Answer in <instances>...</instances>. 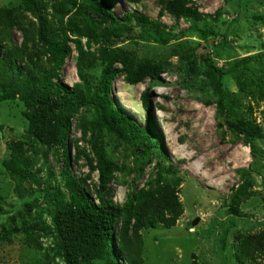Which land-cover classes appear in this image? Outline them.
<instances>
[{"label": "rangeland", "instance_id": "rangeland-1", "mask_svg": "<svg viewBox=\"0 0 264 264\" xmlns=\"http://www.w3.org/2000/svg\"><path fill=\"white\" fill-rule=\"evenodd\" d=\"M30 1L37 13L26 10L25 0H0V96L15 95L0 101V264H66L52 232L58 192L69 201L62 151L33 135L22 95L31 82L48 78L71 91L85 78L93 90L109 60L118 57L131 69L160 68L157 79L131 85L117 62L114 68L124 72L110 95L139 127L153 126L168 158L161 166L171 165L176 174H165L155 155L145 157L138 140L97 133L94 111L85 106L71 121V174L85 181L97 204L99 173L93 169L101 147L115 167L108 199L116 207L157 181L180 179L183 214L171 228L139 233L142 264H238L240 237L264 230V0H102L118 18L113 27L93 24L67 0ZM169 3L200 17L177 16L167 10ZM132 13L147 18L149 35L125 19ZM55 42L70 51L58 72L48 53ZM206 60L225 74L226 111L218 108ZM239 119L256 131L249 145L229 128ZM114 257L124 264L115 245Z\"/></svg>", "mask_w": 264, "mask_h": 264}, {"label": "trees", "instance_id": "trees-1", "mask_svg": "<svg viewBox=\"0 0 264 264\" xmlns=\"http://www.w3.org/2000/svg\"><path fill=\"white\" fill-rule=\"evenodd\" d=\"M67 3L76 9L77 13L88 18L93 24L103 23L112 27L118 23V18L107 8L102 0H67ZM27 11L38 12L34 3L25 0ZM169 12L185 17H200L191 10L180 11L175 3L166 5ZM125 19H132L149 35L150 25L147 18L137 13L126 14ZM199 32V31H198ZM120 32H117L119 34ZM148 37V36H147ZM227 35L221 37L219 45H225ZM163 40L162 44H167ZM48 53L55 62L57 72L64 60L69 56V48L65 42L49 43ZM2 59H0V64ZM120 60V61H119ZM117 62H121L126 68L127 82L131 85L142 83L146 77L155 80L160 73L159 67H143L131 69V65L118 58L110 59L106 64L98 84L92 90L91 82L83 78L82 85H76L74 90H69L57 83L52 85V78L39 83L31 82V89L22 95L23 102L31 113L28 116L29 126L33 135L44 145L61 149V158L64 170L68 177L69 201H65V194L58 192V207L52 218L53 230L57 240L56 251L61 255L66 264H90L93 261H105L104 264H117L114 257V245L120 250L124 264H142V243L140 232L154 229L158 225L171 228L183 214V205L178 198L177 188L180 179H173L170 183L156 182V187L141 190L135 196L128 199L122 207H116L108 199V188L113 179L114 165L107 159L101 147H96L95 154L97 165L95 169L99 173V185L95 190L98 203L91 198L89 187L85 181L70 172L71 156L68 151L70 140L71 121L79 108L85 106L94 111L97 133L106 130L117 133L124 140H138L143 147V155L149 157L155 155L159 159V166L167 174H176L171 165L161 166V162H168L160 135L150 124V130L139 127L135 121L124 115L117 109L111 99L110 92L114 80L123 71L114 68ZM207 76L209 77L214 92L217 96V105L220 111H226L227 98L223 89V77L225 74L212 65L211 60H206ZM15 71L21 74V69L15 67ZM194 65L190 64L192 71ZM236 67L226 74L236 72ZM83 77V76H82ZM29 81V79H28ZM30 82V81H29ZM15 95L6 94L0 96V101L14 99ZM144 108L149 111L147 94L143 97ZM229 128L237 135H243L248 145L254 142L256 131L242 119L235 124H229ZM8 168L11 165L6 163ZM15 174V172H12ZM246 175L250 176L248 172ZM243 192V191H242ZM241 193V192H240ZM236 199L235 203H239ZM120 225L116 230L115 226ZM2 237V236H0ZM235 258L238 264L246 261L263 264L264 262V230L256 234L240 237ZM225 238L222 240L224 244Z\"/></svg>", "mask_w": 264, "mask_h": 264}, {"label": "water", "instance_id": "water-1", "mask_svg": "<svg viewBox=\"0 0 264 264\" xmlns=\"http://www.w3.org/2000/svg\"><path fill=\"white\" fill-rule=\"evenodd\" d=\"M195 223H193V225H194Z\"/></svg>", "mask_w": 264, "mask_h": 264}]
</instances>
